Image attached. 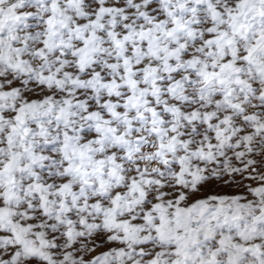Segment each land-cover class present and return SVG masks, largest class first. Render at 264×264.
Masks as SVG:
<instances>
[{
	"label": "snow or ice",
	"instance_id": "snow-or-ice-1",
	"mask_svg": "<svg viewBox=\"0 0 264 264\" xmlns=\"http://www.w3.org/2000/svg\"><path fill=\"white\" fill-rule=\"evenodd\" d=\"M0 264H264V0H0Z\"/></svg>",
	"mask_w": 264,
	"mask_h": 264
}]
</instances>
